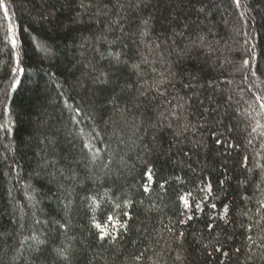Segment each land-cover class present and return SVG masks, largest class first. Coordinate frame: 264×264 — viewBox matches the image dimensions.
<instances>
[{
    "label": "trees",
    "instance_id": "1",
    "mask_svg": "<svg viewBox=\"0 0 264 264\" xmlns=\"http://www.w3.org/2000/svg\"><path fill=\"white\" fill-rule=\"evenodd\" d=\"M3 2L0 264H264V0Z\"/></svg>",
    "mask_w": 264,
    "mask_h": 264
},
{
    "label": "snow or ice",
    "instance_id": "2",
    "mask_svg": "<svg viewBox=\"0 0 264 264\" xmlns=\"http://www.w3.org/2000/svg\"><path fill=\"white\" fill-rule=\"evenodd\" d=\"M237 3H239V0H237ZM0 9H4V17H5V19H8V12H7V10H6V6H5V4H4V2H3V0H0ZM8 33H10V34H12L11 36H10V39L12 40V46H13V48H15L16 47V40L14 39V38H12V37H14V30H13V27L11 26V25H9V27H8ZM244 65L245 66H248V61L247 60H245L244 62ZM258 71H259V69H257ZM17 71H23V69H18V68H14L13 69V72L15 73V72H17ZM257 100L260 102V107L262 108V109H264V98H262V97H259V96H257ZM77 115H79V113H77ZM90 145H88V144H86L85 145V147H89ZM247 160V158H245V161ZM145 175L147 176V178H148V180L149 181H151V179H152V174H151V170H149L147 173H145ZM161 187L163 188L164 186L163 185H161ZM149 188H150V184H146L145 185V187H144V191L145 192H148L149 191ZM129 203H131V202H129ZM187 206V205H186ZM200 206L199 205H197V208H199ZM213 207H215V205H213ZM262 207H264V205H262ZM225 210L227 211V206H225ZM123 215L124 216H127V217H129V219L131 218L130 217V214L126 211V212H124L123 213ZM193 217L191 216V215H189L188 217H187V219L188 220H191ZM114 217H109L108 218V222H109V224L108 225H101V224H99V223H94V227L98 230V232H99V237H98V239L100 240V241H104L106 238H108L109 236H112V239H115L116 237L114 236V235H112L108 230H107V228H108V226H111L112 228H115L116 227V224L115 223H113V221H114ZM121 227H123L125 230L127 229V224H122L121 225ZM209 228L211 229L212 228V225H209ZM183 235V233H181V236ZM250 239H251V237H250ZM216 251H221V249H219V248H217L216 249ZM237 251H238V249H237ZM224 255L225 256H227L228 255V253H224Z\"/></svg>",
    "mask_w": 264,
    "mask_h": 264
}]
</instances>
